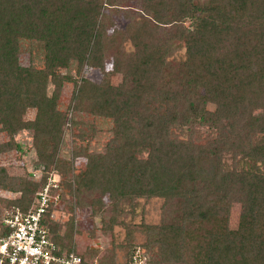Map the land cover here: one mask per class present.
Segmentation results:
<instances>
[{
  "label": "trees",
  "instance_id": "16d2710c",
  "mask_svg": "<svg viewBox=\"0 0 264 264\" xmlns=\"http://www.w3.org/2000/svg\"><path fill=\"white\" fill-rule=\"evenodd\" d=\"M114 4L0 0V132L9 138L0 142V152L18 148L14 135L29 129L37 162L45 168L28 178L10 177L0 166V188L17 193L0 200L28 209L55 171L59 188H70L76 198L96 191L95 203L101 205L107 196L113 210L121 201L161 196L176 198L186 217L203 219L216 211L226 214L231 202L239 203L247 216L240 214L234 228L215 229L205 262L264 264V0H141L140 12L130 11L123 29L132 41L131 52L118 47L120 31L110 30L108 17L99 18L103 7ZM163 24L171 25L167 33L175 30L187 47L177 83L153 51ZM21 39L40 43L42 67L20 64ZM99 51L112 55L116 66L132 76V87L60 72L70 64L78 73L83 66L99 65ZM64 80L74 82L75 111L112 122L104 151H74L72 163L79 158L84 167L69 179L70 162L56 158L66 118L58 108ZM30 107L35 116L24 119ZM76 134L91 138L94 131ZM50 212L45 223L58 253L76 252L81 264H88L71 244L72 223L61 236ZM142 228L145 246L155 245L162 261L195 264L187 259L185 225L176 217Z\"/></svg>",
  "mask_w": 264,
  "mask_h": 264
},
{
  "label": "rangeland",
  "instance_id": "374dc122",
  "mask_svg": "<svg viewBox=\"0 0 264 264\" xmlns=\"http://www.w3.org/2000/svg\"><path fill=\"white\" fill-rule=\"evenodd\" d=\"M114 3L111 8L103 7L99 18L108 17V21L112 22L110 30L115 27L120 31L117 35L118 47L131 52L132 41L123 29L130 11L140 12L141 0H114ZM170 28L173 27L169 24L162 25L159 42L153 51L160 56L163 69L168 71L177 83L179 72L187 57V47L184 38L177 36L175 30L171 31L172 34L167 33ZM111 56L99 51L97 59L99 65L83 66L78 73L76 65L70 64L67 68H61L60 72L71 75L77 80L87 77L100 84H109L114 80L117 86L126 89L132 87V76L117 67ZM18 57L23 66L33 65L36 68L43 66V49L36 41L21 39ZM51 89L52 85L49 84L47 92L50 93ZM73 93L74 82L64 80L58 108L66 112V118L56 158L70 162L72 169L67 174L68 179L84 167L82 159L78 158L72 163L74 151L85 148L89 154L102 152L112 135L110 118L84 110H74ZM34 116L35 108L32 107L27 108L23 114L24 119H33ZM72 120L77 121L78 124L73 126ZM79 130L87 133L93 130L94 135L82 139L76 134ZM8 139L4 132H0V142ZM14 140L19 145L18 148L13 147L0 152V166L5 168L8 176L31 178L29 176L38 177L44 173V165L37 162V154L32 146V131L21 129L14 135ZM141 155L145 156L146 152ZM56 176L54 175V178ZM16 195L14 191L0 188V198H13ZM97 196L98 192L93 191L83 192L79 198H76L70 188L61 185L59 201L52 207V220L57 223L58 233L63 236L68 223H72L71 244L83 253L88 264H167L160 259V252L155 245L148 248L145 246L148 238L146 230L142 228V224H158L165 217H176L185 225L182 241L186 245L187 259L195 264H206L204 255L209 236L219 227H236L238 217L240 219L243 215L247 216L241 205L233 202L228 205L226 214H219L220 212L216 211L203 219H190L183 214L176 198L161 196L136 198L133 203L119 202L117 210H113L112 202L107 196L102 197L101 205L94 201ZM6 207L8 206L0 200V216ZM113 214L115 221L110 222ZM111 223V228H103ZM63 240L69 243L68 238L63 237Z\"/></svg>",
  "mask_w": 264,
  "mask_h": 264
},
{
  "label": "built area",
  "instance_id": "2783aa9c",
  "mask_svg": "<svg viewBox=\"0 0 264 264\" xmlns=\"http://www.w3.org/2000/svg\"><path fill=\"white\" fill-rule=\"evenodd\" d=\"M58 201V174L52 171L28 209L12 205L2 211L0 264H81L82 257L76 252L58 253L49 234L46 213L51 208L49 219H53L52 207Z\"/></svg>",
  "mask_w": 264,
  "mask_h": 264
}]
</instances>
